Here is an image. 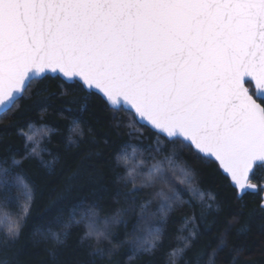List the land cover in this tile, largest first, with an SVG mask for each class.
<instances>
[{
    "label": "trees",
    "instance_id": "1",
    "mask_svg": "<svg viewBox=\"0 0 264 264\" xmlns=\"http://www.w3.org/2000/svg\"><path fill=\"white\" fill-rule=\"evenodd\" d=\"M0 178L16 230L0 264H264L263 166L239 197L215 161L76 81L34 80L0 117Z\"/></svg>",
    "mask_w": 264,
    "mask_h": 264
},
{
    "label": "water",
    "instance_id": "2",
    "mask_svg": "<svg viewBox=\"0 0 264 264\" xmlns=\"http://www.w3.org/2000/svg\"><path fill=\"white\" fill-rule=\"evenodd\" d=\"M48 75L188 143L239 197L258 192L264 0H0V117Z\"/></svg>",
    "mask_w": 264,
    "mask_h": 264
},
{
    "label": "rangeland",
    "instance_id": "3",
    "mask_svg": "<svg viewBox=\"0 0 264 264\" xmlns=\"http://www.w3.org/2000/svg\"><path fill=\"white\" fill-rule=\"evenodd\" d=\"M0 182H1V178H0ZM1 184V183H0ZM161 194V193H160ZM160 200H161V205H160V212H162V210H164L165 208H166V206L168 207L169 206V204L167 203V198H163L162 197V195H160ZM168 204V205H167ZM5 220H7V221H9V224L8 223H6L5 222ZM10 224H11V222H10V219H8V216L4 213V212H2L1 210H0V234H1V232L4 230H7V229H9L10 227H11V234H14L15 233V226H10ZM104 225V224H103ZM147 231V236H150V234H152L153 233V229H147L146 230ZM91 233H94V235L96 234L95 233V231H91ZM91 235V234H90ZM145 237V238H141V239H137L135 242L137 243V245H145L146 243H147V238H146V236H145V234H142L141 235V237ZM144 240V241H143ZM141 242H145V243H141Z\"/></svg>",
    "mask_w": 264,
    "mask_h": 264
}]
</instances>
